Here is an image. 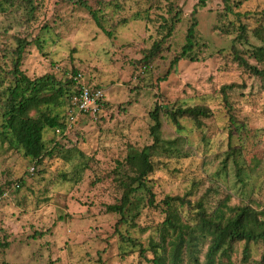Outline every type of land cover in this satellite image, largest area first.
<instances>
[{
  "label": "rangeland",
  "instance_id": "1",
  "mask_svg": "<svg viewBox=\"0 0 264 264\" xmlns=\"http://www.w3.org/2000/svg\"><path fill=\"white\" fill-rule=\"evenodd\" d=\"M89 1L94 6L95 0ZM108 1L100 13V28L86 10L69 1L11 0L12 5L0 0L3 69L8 65L1 55L15 46L14 37L31 40L38 36L41 47L28 46L22 61L27 76L52 72L64 78L74 68L84 82L102 88L106 100L96 118L78 116L75 127L66 131L68 138L62 140L66 147L40 164L0 143V189L11 185L5 188L7 195L0 196V240L9 242L0 251V264H150L137 252L123 253L113 233L118 215L105 208L121 195L110 177L117 161L152 142L149 111L157 103L169 108L203 105L209 110L199 127L189 117L178 118L180 129L161 111V137L177 139L180 153L154 155L156 168L151 178L157 199L191 191L193 195L188 196L193 198L206 191L214 201L229 192L232 204L250 200L264 208V82L233 60L230 45L235 33L229 25L230 21L246 23L249 42L259 44L250 29L256 26L257 13L264 10V0H229L228 11L221 0L197 6L198 44L193 49L197 58H183L169 73L198 0H174L181 19L162 53L144 71L136 65L161 37L157 27L165 9L149 10L153 20L146 25L138 17L147 15V0ZM230 83L235 86L226 91V106L221 89ZM56 112L65 114L69 126L68 105ZM229 114L240 126L230 140ZM44 134L51 138L54 132L45 129ZM67 147L73 148L69 159L63 157ZM85 163L89 168L81 170ZM238 167L244 168L243 182L237 181ZM18 181L21 186L15 190L13 184ZM162 218L161 213L144 207L137 221L155 224ZM151 231L131 233L145 240ZM244 246V241L235 245L230 264H263V242H250L246 253ZM203 263L201 256L199 264Z\"/></svg>",
  "mask_w": 264,
  "mask_h": 264
},
{
  "label": "trees",
  "instance_id": "2",
  "mask_svg": "<svg viewBox=\"0 0 264 264\" xmlns=\"http://www.w3.org/2000/svg\"><path fill=\"white\" fill-rule=\"evenodd\" d=\"M27 1L32 2V0ZM57 1H69L86 10L100 28H102L100 13L103 6L110 3L105 0H95L93 6L89 0ZM221 1L225 5L224 10L228 11L231 7L228 4L229 0ZM9 2L13 5L11 0ZM206 2L207 0H198L191 10L185 42L171 60L167 73L170 72L172 65L183 58L191 61L197 58L193 54V49L198 44L195 41V29L198 25L196 8L204 7ZM147 4V15L138 17L145 19L146 25L153 20L148 14L152 8L165 9V14H159L157 28L161 37L154 40L139 60L140 64L136 65L138 68L142 67L143 71L151 66L154 59L162 53L164 43L181 19V11L177 9L174 0H147ZM35 7L37 10L38 4ZM229 25L235 33L230 45L233 60L250 76H255L264 82V10L257 13L256 26L250 29L252 36L258 40L259 44L249 42L247 34L249 27L246 23L230 21ZM225 31L229 32L228 29ZM14 40L16 44L9 53L1 55L5 58L4 64L8 67L3 69L0 64V143L1 145L7 143L9 149L20 151L24 158H28L37 165L55 155L54 152L60 153L66 147V144L62 142L68 138L66 131L75 127L78 116L84 117L77 115L68 126L65 114L60 115L56 112L65 104L69 108V99L77 91L76 82L72 76L78 70L71 68L69 75L64 78H57L52 72L31 78L22 70V61L28 46L35 44L40 48L41 39L37 36L31 40L14 37ZM238 44H242L245 48L239 49ZM165 79L166 75L161 80ZM234 86V83L222 86L221 92H223L226 106H229L226 91ZM105 103L106 100L101 101V109ZM101 109L95 117L88 118H96ZM161 111H164L167 118L179 129L182 128L178 121L180 117L191 118L196 127H199L201 117L209 115L208 108L203 105L169 108L157 103L153 110L149 111V117L152 120L149 134L152 142L129 151L122 161H117L110 172V177L121 190V195L114 203L107 204L105 211L118 215L113 233L119 245H123L122 248L125 250L123 253L129 255L137 252L138 257L150 264H199L201 256L204 257L203 264H221L224 261L230 264V256L237 243L244 241L243 252L245 253L250 242L261 241L264 244V208H257L250 200L232 204L233 196L226 192L218 200L211 201L209 192L206 191L193 198L188 196L193 195L192 191L185 196L163 195L161 199L156 198L151 178L156 168L154 155H159L160 152L180 153L177 139L168 141L161 137L163 124ZM228 121L230 140L240 126L234 124L236 120L231 114L228 115ZM45 129L53 130L54 134L51 138L45 137ZM70 149L67 147L68 154H63L65 159L70 158L73 148ZM77 151L79 155H83L81 150L77 149ZM184 154L188 155L187 151ZM87 168L89 163L83 164L81 170ZM243 171L242 167L236 170L238 182H243L241 177ZM20 186V181L13 184L15 190H18ZM8 187L5 188L9 189ZM5 188L0 189V196L4 192L8 193ZM144 207L161 213L163 218L155 224L141 225L137 220ZM149 228H152V231L148 232L149 235L145 240L131 233L135 231L141 234ZM8 245V241L0 240V251ZM263 259L264 250L261 256V260Z\"/></svg>",
  "mask_w": 264,
  "mask_h": 264
},
{
  "label": "built area",
  "instance_id": "3",
  "mask_svg": "<svg viewBox=\"0 0 264 264\" xmlns=\"http://www.w3.org/2000/svg\"><path fill=\"white\" fill-rule=\"evenodd\" d=\"M76 82L77 91L69 99L67 122L69 125L75 120L77 115L95 117L101 109V101L104 100V90L99 86H91L83 81V75L77 72L72 76ZM34 170V166L30 167ZM7 195L6 192L2 196ZM264 264V261H263Z\"/></svg>",
  "mask_w": 264,
  "mask_h": 264
}]
</instances>
